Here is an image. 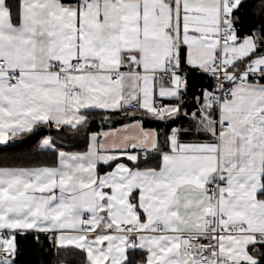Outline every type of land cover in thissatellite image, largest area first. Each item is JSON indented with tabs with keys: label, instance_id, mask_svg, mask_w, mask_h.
<instances>
[{
	"label": "snow or ice",
	"instance_id": "1",
	"mask_svg": "<svg viewBox=\"0 0 264 264\" xmlns=\"http://www.w3.org/2000/svg\"><path fill=\"white\" fill-rule=\"evenodd\" d=\"M0 264H264V0H0Z\"/></svg>",
	"mask_w": 264,
	"mask_h": 264
}]
</instances>
